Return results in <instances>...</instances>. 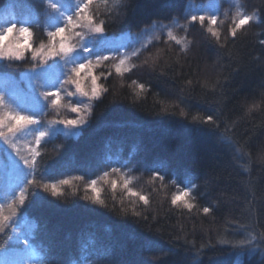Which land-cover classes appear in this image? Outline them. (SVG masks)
I'll list each match as a JSON object with an SVG mask.
<instances>
[{"label": "trees", "instance_id": "obj_1", "mask_svg": "<svg viewBox=\"0 0 264 264\" xmlns=\"http://www.w3.org/2000/svg\"><path fill=\"white\" fill-rule=\"evenodd\" d=\"M189 1L101 0L92 12L104 21L106 35L120 36L184 19ZM241 3L259 18L239 30L234 42L231 24L217 27V44L209 25L196 22L186 30L187 50L163 38L131 60L137 67L130 72L121 76L111 68L100 79L108 91L95 100L87 124L78 136L59 134L41 144L36 176L58 182L84 174L76 163H99L91 164L85 180L61 186L59 198L45 193L43 204L17 213L6 205L3 213L15 224L0 233V252L30 260L34 251L42 264H264V0ZM11 7L17 18L10 23L17 27L23 13L37 14L29 26L32 44L48 42L46 0H0V14ZM37 65L30 54L22 60L0 57V81L9 85ZM207 115L216 117L215 127L193 120ZM154 160L167 162L163 182H150L145 164ZM116 161L130 163L99 182L107 207L85 199L94 196L88 181L119 166ZM121 174L149 197L148 205L123 188ZM112 180L120 181L115 191ZM188 184L194 185L186 198L195 205L191 211L171 204ZM14 188L0 203L6 196L11 200ZM204 207L212 211L205 214ZM28 225L30 246L16 251L12 228Z\"/></svg>", "mask_w": 264, "mask_h": 264}, {"label": "snow or ice", "instance_id": "obj_2", "mask_svg": "<svg viewBox=\"0 0 264 264\" xmlns=\"http://www.w3.org/2000/svg\"><path fill=\"white\" fill-rule=\"evenodd\" d=\"M94 0H81L70 12L62 9L59 3L51 2L50 8L60 17L61 22L58 23L53 31L47 33L48 43H40L39 47H35L31 41L33 38V33L28 27H17V24L13 23L9 25L4 31L0 32V57L5 59H16L22 60L27 55H31L33 60L40 59L41 64L33 66L29 69L31 72H37L38 68L47 70L49 67V60L61 59L64 61V66L68 67L69 61L73 60V57L78 52H83L85 56L78 62H73L71 67H68V71L65 72L60 80L62 83H68L75 86V92L69 93L70 96H75L77 94L83 97H89L92 100L100 99L104 93L108 91L102 84L98 81L106 75H111V72L107 74L101 72L99 75L96 74V69L101 66L103 62L112 60L115 58L116 54L112 55L98 53L93 54L94 50L91 46L87 44L88 36L82 29H87L89 33L93 35L103 36L105 33L104 21H97L93 15L91 6ZM107 3V0H104ZM234 26L231 27L229 35L233 39V42L237 38V33L239 30L243 29L246 25H249L254 17L252 15H240ZM205 20H208L211 25H216L218 22V16L211 15H193L191 16V21L193 23L199 22L201 25L204 24ZM18 32L19 36H23V42L20 41L18 36H14V33ZM207 32L215 38V43L219 44V32L214 30L213 27H208ZM167 38L170 41H174L177 45H183V49L187 50L191 41L185 38H177L173 34L172 30L167 31ZM74 39L80 41V46L77 47L73 43ZM155 39H159L158 36ZM148 45L144 44L143 49H147ZM223 48L224 45L220 44ZM141 54L140 50L131 53V56H125L119 59L118 63L113 65L115 73L123 76L125 73L130 72L133 68L137 67L135 64H128V61L132 57H139ZM148 61H145L147 63ZM66 77V79H65ZM90 79L91 88L86 90L84 87V81ZM135 83V81H133ZM191 83V81H189ZM144 85L140 84L139 88L143 91ZM139 95V93H137ZM42 99L47 102L46 107L50 105L52 110L58 111L63 107V97L61 94V86L57 85L54 88L43 91L40 93ZM6 106L5 97L0 95V107ZM71 111L77 114V118L74 119H59L46 121L44 116L46 113L41 112L38 114H26L21 111H9L0 114V138H4L8 142V137L10 134H20L28 129H35L34 141L31 147L32 156L31 159H25L21 157V162L23 169L26 170L27 178L19 186V188L12 194L11 202L7 203V207L13 209V213H17L18 210L24 209L28 204L39 203L43 204L47 197L45 193L51 197L59 198L63 195L62 187L71 185L73 180H85V176L88 175V169L92 163H99V161L84 160L76 163L75 166L84 170L83 175L75 176L71 179H61L58 182H45L43 177H37L38 172L37 161L41 157L42 152L40 147L42 142H48L54 136L63 134L65 137L78 136L82 131L83 127L87 124V119L80 117L81 105L79 103L72 106ZM165 114H168L167 109L162 110ZM251 111V109H249ZM91 114V109L89 107V115ZM181 115H187V113H181ZM193 120L202 124L208 125L210 127L216 126V117L214 115H207L206 117H193ZM231 142L230 138H226ZM15 148V145H10ZM18 151V150H17ZM75 163V162H74ZM119 166H113L110 171H104L102 176L96 179H90L88 181V187L94 193L92 197H85V199L90 200L93 204H97L103 207H107L105 201L101 199L100 192L101 188L98 187L100 181H106L111 174H120L122 168H127L130 161H124L120 163L116 161ZM145 167L151 172L152 180L150 182L160 181L163 182L167 175V162L163 160H154L147 164ZM131 171V169H128ZM120 180L123 181V188L134 197H137L144 205L149 204V197L143 195L138 191L133 190L129 187L132 182L131 179L126 178L125 175L121 174ZM176 183L175 180L172 181ZM119 180H112L111 187L115 191ZM194 185L188 184L183 191L178 192L171 198V204L174 206H181L189 211L195 206L191 203L187 197L192 195V188ZM39 197V199H37ZM18 201V203H17ZM49 204H54L55 201L48 200ZM4 203H0V233L5 230L6 224H15V221L9 217L3 215ZM95 210V209H92ZM124 213L128 212V209H123ZM212 210L209 207H204L203 212L205 214L210 213ZM132 214L136 217L141 216V212L132 210ZM18 218V217H17ZM14 232L19 236V242L25 247L30 246V240L27 236L21 235L19 230L15 227L12 228ZM11 238V237H10ZM151 241H145V244H150Z\"/></svg>", "mask_w": 264, "mask_h": 264}, {"label": "rangeland", "instance_id": "obj_3", "mask_svg": "<svg viewBox=\"0 0 264 264\" xmlns=\"http://www.w3.org/2000/svg\"><path fill=\"white\" fill-rule=\"evenodd\" d=\"M48 10L46 12L45 22L48 28V31H53L55 26L61 22L60 17L50 8L51 2L59 3L67 12H70L81 0H46ZM101 3V0H94L91 9L98 7ZM23 9H21L22 11ZM252 15L254 17L253 21L258 20V14H247L243 11L241 0H208L204 2H195L193 0L189 1L185 11L184 19H175L171 22H155L153 25L146 27L137 32H126L120 36H108L104 33L103 36L93 35L88 32L87 29H82L88 36L87 44L91 46L94 50L93 54L103 53L112 55L116 54L115 58L106 62H103L100 67L96 69V74L99 75L101 72L106 73L105 69L111 71V68H114L113 65L118 63L119 59L124 58L125 56H131V53L137 50H143L142 46L147 44L148 46L153 44L156 41H159L163 38H167V31L172 30L173 34L177 38H185L186 30L194 24L191 21V16L193 15H205L218 16V22L216 25H211L208 20H205V24L209 27H213L214 30H217V27L223 25L224 22H227L234 26L235 22L238 21L239 16L237 15ZM16 11L11 7L7 12L4 11L0 14V32L4 31L9 25L10 20L13 19L16 21L15 15ZM38 21V15L33 12L23 13L22 23L19 27H28ZM196 23V22H195ZM199 23V22H198ZM18 27V28H19ZM30 29V28H29ZM14 36H18L20 41L23 42V36H19V33H14ZM158 36L159 39H155ZM32 43V41H31ZM48 43V42H47ZM73 43L77 47L80 46V41L74 39ZM85 54L83 52H78L72 61H69L68 67H71L73 62L80 61ZM3 58V57H1ZM128 64L131 65V60ZM38 60V64H41V60ZM68 67L64 66V61L61 59L49 60V67L47 70L38 68L37 72L28 71L23 74L18 81H15L9 85H5L1 78L0 81V95L5 97L6 106L0 107V114L12 111H21L26 114H38L41 112L46 113L44 119L46 121L59 120V119H74L77 118V114L71 111L73 105L79 103L81 105L80 117L87 119L89 118V107L92 110L95 100L90 99L89 97H83L79 94L75 96H70L69 93L75 92V86L68 83H62L60 77L68 71ZM66 79V77H65ZM100 81V80H99ZM98 81V83H99ZM84 87L86 90L91 88L90 79L85 80ZM4 84V85H3ZM61 86V94L63 97L61 107L58 111L52 110L50 105L45 106V102L40 93L43 91L50 90L55 86ZM49 107V108H48ZM49 115L55 116L54 118H49ZM35 129H28L23 131L20 134H10L8 137V142L4 138H0V197H3L15 187L18 189L19 186L27 178L26 170L23 169L21 162V157L25 159H31V145L34 141ZM43 143V142H42ZM15 145V148L10 145ZM18 150V151H17ZM6 198L7 203L11 202ZM5 206L3 209H5ZM3 215H6L3 213ZM32 221V220H31ZM33 228L35 226V221H32ZM22 228V227H21ZM32 228V231H33ZM21 235L31 237V226H23L19 230ZM15 250L22 252V248L26 249L23 244L19 242V236L15 232L14 236ZM27 250V249H26ZM8 251H1L0 264H42L41 258L38 257L36 252H31V259L24 260V257L18 255H9L6 254ZM14 254V252H12Z\"/></svg>", "mask_w": 264, "mask_h": 264}]
</instances>
